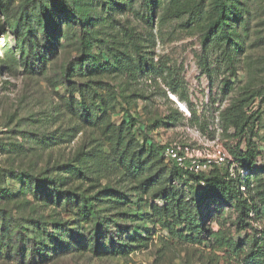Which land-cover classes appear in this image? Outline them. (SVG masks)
I'll return each instance as SVG.
<instances>
[{
  "label": "trees",
  "instance_id": "16d2710c",
  "mask_svg": "<svg viewBox=\"0 0 264 264\" xmlns=\"http://www.w3.org/2000/svg\"><path fill=\"white\" fill-rule=\"evenodd\" d=\"M10 1L0 0V11L3 13L4 24L10 31H15L16 51L8 50V46L4 49L8 50L11 63L27 71L30 67L33 70H44L50 61L49 48L57 39L52 36V27L59 28L61 22L71 31L72 26L69 21L65 22L64 16L70 13L73 20H77L74 14L76 7L70 8L67 0H53L56 9L45 4L36 6L33 21L38 31L28 23V15L24 11L10 14ZM82 1H85L86 8L81 10L80 25H89L90 20H93L92 23L104 20L112 29L120 26L116 17L128 13L135 14L154 28L153 16L164 2L143 0L145 9L140 11L136 10L137 0H79ZM92 6L99 8L96 18L87 16ZM169 6V10L159 19V24L172 19L182 20L186 28L201 32L204 49H218L225 69L233 70L236 57L243 52L238 28L246 10L241 0H169ZM56 12L64 15L59 22L54 19ZM0 31L3 35L7 34L5 25L0 26ZM40 31L45 36L41 40L37 36ZM116 34V40H113L115 46L107 45L104 48L108 51L107 59L102 54L92 53L94 44L90 41L84 42L87 50H83L78 58L79 63H71L65 71L67 94L62 97L74 117L100 131L105 149L98 151L91 148L85 152L86 156L78 165H61L59 169L62 178L59 181L67 185L68 182L88 179L93 182L96 177L106 182L88 186L87 190L78 192L73 189L52 190L45 184L52 180L35 177L38 188L32 190L33 196L54 205L66 218H55L50 222L37 219H30L24 224L15 222L9 230V239L17 237L18 245L12 248L0 239V260L8 258L12 251L21 254L23 258L29 255L34 258L33 261L39 258L41 263L48 262L52 256L74 250L90 251L99 256L126 255L135 248L146 246L161 229L167 231L171 239L183 244L212 247L215 252L212 256L207 255L210 260L208 264H218L217 251H231L236 264H264V234L254 235L246 241L236 240L222 227L214 230L211 226L225 207L237 213L238 221L235 225L240 232L252 227L250 221L255 220V216H264V188L259 191L251 179L253 176H250L253 171H259L256 169V159L262 154L258 145L252 141L255 134L253 137L248 135L260 120L254 112L249 113L256 95L250 90L244 91L223 110L217 108L220 110L219 125L223 134L231 139L245 138L248 144L247 150H232L239 162L237 174L223 172L217 166L207 174L183 170L166 158V144L154 143L148 135L139 131L135 116L129 114V120L123 119L119 124L112 121L114 112L125 110L124 100L129 101L127 97L101 80L77 84L71 79L79 75L80 71L88 76L116 74L132 80L142 76L162 77L172 74L170 66L155 61L151 50L156 43L153 32L142 37L133 29L127 31L118 28ZM27 42L30 44L26 50ZM17 55L20 58L16 61ZM202 69L210 73L207 66ZM169 81L171 91L176 93L177 86L171 79ZM133 95L136 94L130 98ZM183 97L181 102L186 103L191 112L190 123H199L196 110ZM183 121V113L179 108H173V114L168 116L165 124L168 127L176 126ZM199 127L206 132L201 123ZM64 136L58 133L57 136L42 138L39 142L52 147L71 141L75 135ZM215 137L213 134L207 136L208 139ZM240 166L248 171V176L243 178L244 189L241 188ZM199 183L204 185L203 188L198 187ZM257 192L261 195L259 201L256 200ZM213 204L215 207L212 210ZM1 230H4V225H1ZM204 256H200L201 263Z\"/></svg>",
  "mask_w": 264,
  "mask_h": 264
},
{
  "label": "rangeland",
  "instance_id": "374dc122",
  "mask_svg": "<svg viewBox=\"0 0 264 264\" xmlns=\"http://www.w3.org/2000/svg\"><path fill=\"white\" fill-rule=\"evenodd\" d=\"M70 8L76 7L74 12L77 20H73L71 14L65 16L56 12L54 19L60 21L62 16L65 22L69 21L72 30L69 31L64 23L60 22L59 28L52 27L51 32L56 41L49 48L50 61L44 70L31 69L29 71L11 63L7 54L8 50L16 51L15 31H10L4 24L3 13L0 11V26L5 25L6 35L0 31V239L16 248L18 238L12 236L9 239V230L15 225L26 223L30 219L50 222L55 218H66L60 209L54 205L46 204L33 196L38 183L35 177L49 178L46 186L60 190H77L82 192L88 186L105 183V179L94 177V181L68 182L67 185L60 182L59 167L64 164L78 165L86 156L88 150L94 148L104 150V142L100 131L93 126L85 125L74 117L66 108L62 97L66 95L65 71L71 63H79L78 58L85 48L84 42L94 44L92 53L102 54L107 59V45L115 46L116 29H133L142 37L153 32L156 43L151 48L155 61L167 64L171 67L172 74L151 77L142 76L138 80H132L126 76L116 74H104L88 76L84 71L72 77L77 84L89 81L101 80L111 85L123 97L124 111H116L112 114V121L119 124L123 119L129 120V114L135 116L137 127L142 134L149 136L151 141L165 145L172 142H193L195 146L202 148L211 155V162H207L203 173H209L217 166L223 172L237 174L236 161L232 150H247L248 144L243 138H227L220 128V110L224 109L232 99L238 97L244 91L250 90L256 95L255 102L249 107V113L254 112L260 117L255 129L248 135L258 145L262 152L256 159V169L250 173L252 181L259 191L264 188V0H241L242 7L246 10L243 22L238 28V34L242 39L243 52L234 61L233 70H226L218 49H204L201 41V32L182 25V20L172 19L159 24V19L169 10V0H163V6L157 9L153 16V27H149L142 19L133 13L117 16L118 24L112 29L104 23V20L89 21V25H80L81 10H84L85 1L67 0ZM36 2V3H34ZM45 4L56 9L53 0H12L10 1L11 13L24 11L31 27L38 30L33 21L36 6ZM145 9L143 0H137L136 10ZM99 8L92 6L87 11V16L96 18ZM85 26V27H83ZM39 31V30H38ZM135 35V34H133ZM41 40L45 38L40 31L37 34ZM6 37H9L7 40ZM47 38V37H46ZM30 39V38H29ZM58 40V41H57ZM99 41V42H98ZM30 42L25 44L29 48ZM150 44V43H147ZM8 46V50L4 47ZM16 52H14V55ZM20 58L19 55L15 56ZM39 66V64H37ZM207 66L210 73L203 71ZM76 65V69H77ZM168 78V80H167ZM172 80L178 88L176 93L171 91L168 85ZM166 91V94L164 93ZM132 94L133 98H130ZM190 107L196 110L200 118L199 123L191 124V112L185 111L179 105L182 96ZM122 97V98H123ZM128 102V103H127ZM183 103V102H181ZM186 106L187 104L184 103ZM182 105V104H181ZM173 108H179L183 113L184 121L176 126L165 124L169 115L173 114ZM200 123L204 127L200 129ZM199 124V125H198ZM192 128H198L208 140L207 144L198 146L199 140H193ZM64 134L65 138L75 135L71 141L47 147L39 142L47 136ZM213 134L214 139L207 136ZM142 136V135H141ZM249 136V137H250ZM212 137V136H211ZM247 137V136H246ZM201 140V141H202ZM200 142V141H199ZM238 143L239 148H238ZM221 150L227 159L217 163L215 153ZM242 179L248 176L247 168L238 167ZM201 173V172H199ZM30 185V186H29ZM199 183L198 187L203 188ZM41 188V184H39ZM48 191V190H46ZM40 196V194H38ZM261 195L256 193V200ZM215 204L211 206L213 210ZM251 220L252 227L239 231L237 213L229 207H225L222 213L217 215L211 226L214 230L222 227L223 231L233 236L236 240H248L254 235L260 236L264 231V216H255ZM122 222V221H120ZM4 225V230H1ZM114 230V229H113ZM129 237H126L128 239ZM212 247L200 248L198 246L183 244L170 238L167 231L161 229L153 235V239L146 246L135 248L130 254L95 255L93 252L72 251L52 256L46 263L39 262V258L33 261L29 255L23 258L21 254L12 251L8 258L0 260V264H208L207 255H213ZM218 264H236L231 251H217ZM29 254V252H28ZM204 256L201 263L200 256ZM236 258V257H235ZM24 260V261H23ZM215 261H212L214 263Z\"/></svg>",
  "mask_w": 264,
  "mask_h": 264
},
{
  "label": "built area",
  "instance_id": "2783aa9c",
  "mask_svg": "<svg viewBox=\"0 0 264 264\" xmlns=\"http://www.w3.org/2000/svg\"><path fill=\"white\" fill-rule=\"evenodd\" d=\"M189 131L193 134V140L200 141L197 142L199 144L198 146L207 144L208 140H202L206 138V136L198 128H192L191 130L189 129ZM164 152L169 161L189 172H202L207 166V162L210 163L212 161L211 155L202 150V148L195 146L193 142L180 143L175 141L170 144H166ZM214 156L217 163L227 159L226 154L221 150H218ZM206 160L207 162L205 163Z\"/></svg>",
  "mask_w": 264,
  "mask_h": 264
},
{
  "label": "bare ground",
  "instance_id": "6f19581e",
  "mask_svg": "<svg viewBox=\"0 0 264 264\" xmlns=\"http://www.w3.org/2000/svg\"><path fill=\"white\" fill-rule=\"evenodd\" d=\"M179 103L182 104V109H183V110H185V111H186V110L189 111L188 108H187V106H186L184 103H181V102H179Z\"/></svg>",
  "mask_w": 264,
  "mask_h": 264
},
{
  "label": "water",
  "instance_id": "95a60500",
  "mask_svg": "<svg viewBox=\"0 0 264 264\" xmlns=\"http://www.w3.org/2000/svg\"><path fill=\"white\" fill-rule=\"evenodd\" d=\"M179 105L182 107V105L179 103Z\"/></svg>",
  "mask_w": 264,
  "mask_h": 264
}]
</instances>
